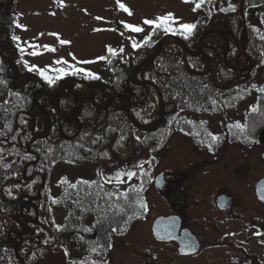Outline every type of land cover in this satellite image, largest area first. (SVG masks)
<instances>
[{
	"label": "trees",
	"instance_id": "16d2710c",
	"mask_svg": "<svg viewBox=\"0 0 264 264\" xmlns=\"http://www.w3.org/2000/svg\"><path fill=\"white\" fill-rule=\"evenodd\" d=\"M3 2L8 0H0V4ZM229 3L217 10H210L208 3L202 5L192 23L196 28L187 39L180 34L164 38L166 34L157 30L149 43L141 46H148L147 53L136 61L129 58L121 63L114 69L112 80L101 74H95L99 79L85 78L84 71H81L65 75L52 85L42 77L27 81L29 70L24 62L10 71L7 60L11 59L12 51L7 52L6 57L0 56V81L4 82L0 83V94H7V103L0 104V264H39L44 250H55L61 230L56 231L50 226L48 234L40 227L47 211L54 207L66 210L65 222L70 225L68 232L72 236L77 231L82 242H88L92 241L90 233L97 230L96 243H104L101 248L95 246L100 255L89 250L71 264L99 262L101 252L110 242L111 227L125 230L133 220L143 216V209L135 203L139 198L144 199L148 186L142 173L134 176L126 188L103 187L101 190L97 187L99 183L79 182L76 188H69L63 184L65 188L56 199L51 198L44 186L54 164H75L99 157L100 148L110 138L118 142V151L130 143L138 148L153 144L160 148L175 132H181L195 144L204 145L208 139V127L205 121L197 118L198 115H211L215 108L221 112L235 109L249 94L246 81L253 77L256 64L259 61L264 64V0H244V31L239 0L234 5V12L220 11L221 8L227 9ZM4 6L0 7V41L7 47L15 46L10 29L14 18ZM204 31L211 32L205 33L203 48L199 52ZM226 39L229 43L227 63L234 69L223 61ZM243 39L245 56L241 54ZM159 40L162 46L158 52ZM234 50L240 53L234 54ZM151 56L135 71L132 80L131 71L135 65ZM249 59L253 61V73L251 69H245ZM67 71L71 72V69ZM46 75L56 74L48 71ZM84 79L94 85V104L91 89L81 82ZM19 80L24 82L23 85L13 84ZM158 92L163 100V122L152 132L140 131L130 119L144 127L156 125L161 117ZM80 95L83 97L82 110L76 116ZM114 96L113 103L105 108ZM128 100L131 102L130 118L126 116ZM253 108L244 118L242 126L246 130L264 128V93H257ZM69 118L73 119L67 120ZM31 141L29 151L27 145ZM25 171L26 176L31 177L28 181H23ZM43 179H46L44 183ZM13 182L19 187L8 186ZM141 186L139 193L129 191L127 200L105 195ZM39 189L40 198L29 202L38 196ZM53 200L57 203L53 204ZM109 204L122 207L123 211L117 213V209ZM129 216L131 220H128ZM125 220L128 221L126 224ZM85 228L92 230L85 232ZM19 234H22L21 243L18 242ZM16 245H19L17 252L14 250Z\"/></svg>",
	"mask_w": 264,
	"mask_h": 264
},
{
	"label": "rangeland",
	"instance_id": "374dc122",
	"mask_svg": "<svg viewBox=\"0 0 264 264\" xmlns=\"http://www.w3.org/2000/svg\"><path fill=\"white\" fill-rule=\"evenodd\" d=\"M9 1H11L10 4ZM230 2L235 5L237 0H231ZM120 3H123L132 12L131 16L119 8L117 0H63V7L59 3L54 2V0H8L6 3L3 2L0 7L5 5L4 7L8 9L6 11L12 13L14 18V22L10 27L11 33L13 36L20 38L18 43L20 47L25 49V53L21 54L16 46V41H13L15 46L10 45V47L0 41V56L6 57L7 52L10 51H12V54L14 53V55L10 53L11 59L7 60L8 65L11 66L10 71L16 70V65H21V62L35 65L42 69L47 67L50 72H55L54 70L57 68L68 69L70 68L69 66H75L82 69H90L93 73L101 74L107 80H112L114 78V69L121 63L126 62L129 58L136 61L147 53L148 46H143L141 49H133L131 46L132 40L139 42L151 30V26L142 23L143 20L155 19L157 16L171 13L179 23L192 24L199 13V9L195 12L192 10L195 6L194 3H184L183 0H120ZM228 3V0H211L208 6L210 10H217ZM97 17L101 19H96ZM124 23L140 26L143 31L132 33L124 29ZM16 24L22 25L27 30L16 27ZM172 26L176 27L177 25ZM94 29H100V31H94ZM50 33L59 34L61 39L69 41V43L60 44L56 36L50 35ZM25 42L32 45H48L54 48L55 51L49 52L41 47L37 50L42 55L33 56L29 54L33 49ZM107 47L117 50L118 55L116 57L109 56ZM121 48L124 49L123 52H119ZM199 52H201L200 49ZM225 52L222 53L225 54ZM235 52L240 53L238 50H234V54ZM101 57H107V59H100ZM57 60H63L67 63L56 64L55 61ZM105 60L108 61L105 62ZM84 61H92V63H84ZM256 68L253 77L246 81L249 84L245 88L248 89L249 92L247 94H249L246 95V99L240 101L236 109H228L223 113L215 108L214 113L210 116L201 115L197 117L205 121L211 131L221 133L229 129V125L243 124L246 113L256 102L257 93H260L259 89L264 88L263 62L259 61L256 64ZM27 74L29 75L27 81H36L38 79L34 71H29ZM21 80L24 81L23 79ZM84 80L86 81V79ZM19 83L23 85L24 82L22 83L19 80L16 83L13 81L16 86ZM68 83L70 81L66 84ZM82 83L83 85L85 84V82ZM86 83L92 86L85 84L91 89L92 94L95 93L94 85L88 81ZM229 91L231 92V90ZM6 99V93L0 94V104L7 103ZM213 132L212 134H214ZM31 140L33 141V139ZM31 143L27 145L29 151ZM193 143V141L186 139L182 134L176 133L169 139L167 145L159 151L153 150L156 148L155 144L138 148V145L130 143L117 152L115 148L118 146V142L110 138L100 148V158H95L90 162H81L77 165H71V163L54 164L44 188L52 197H56L65 188L63 184L73 185L79 181H99L102 185H106L116 182L115 179H112L111 183H106L105 179L114 177L117 171H134L136 175L144 172L147 173L145 180L148 182L147 189L144 192V202L152 208L149 213L154 217L156 214L162 213V203L157 197L156 187L153 185L155 177L160 172L179 171L188 167V163L193 164L199 160L211 161L208 158L210 155L208 149H198ZM84 153L87 152L84 151ZM152 157L154 159H151ZM220 157L221 160L228 161L229 150L221 152ZM137 165H143V168L141 169ZM45 180L43 179L42 181L45 182ZM63 180H66L67 183H62ZM122 180V183H126L124 182L126 176L122 177ZM8 186H12L14 189L19 187L15 182ZM65 215L66 210L57 207L56 209L48 210L42 223L40 222V227L47 231L48 234H50V226L60 225L61 230L64 231H60L58 247L54 251L53 248L44 250L43 259L39 264H68L71 259L74 260L76 258L79 260L83 257L84 251L75 248L71 234L65 230L69 228V224L65 222ZM147 216L144 219L142 217L133 220L131 228L115 237L113 243L116 244L118 242L122 249L129 251L136 244L143 242L144 231L153 220V217L149 218ZM22 234H19V243L22 242ZM47 239L49 242V237ZM18 246L16 245L14 248L15 252H17ZM65 250H67V255H65ZM120 252L121 250H118V246L114 247L108 256L110 263L108 261L107 263L128 264V259L123 261L120 259L122 257Z\"/></svg>",
	"mask_w": 264,
	"mask_h": 264
},
{
	"label": "flooded vegetation",
	"instance_id": "af4514ba",
	"mask_svg": "<svg viewBox=\"0 0 264 264\" xmlns=\"http://www.w3.org/2000/svg\"><path fill=\"white\" fill-rule=\"evenodd\" d=\"M213 135L220 139L212 143L208 136L204 145H195L208 149L210 162L199 160L179 171L159 173L155 191L162 213L151 216L147 204L142 217L153 220L144 231V241L126 251L113 243L119 233H111L112 247L103 249L99 262L110 263L108 256L118 246L120 259H128V264H264V235L255 234H264V199L256 190L264 177V130L232 129ZM224 150H229L228 161L221 160ZM113 184L120 188V183ZM158 217L164 220L153 228ZM128 228L131 224L124 232ZM74 234V246L84 254L96 245L103 247L95 241L97 230L88 242H82L77 231Z\"/></svg>",
	"mask_w": 264,
	"mask_h": 264
},
{
	"label": "snow or ice",
	"instance_id": "6c2138e0",
	"mask_svg": "<svg viewBox=\"0 0 264 264\" xmlns=\"http://www.w3.org/2000/svg\"><path fill=\"white\" fill-rule=\"evenodd\" d=\"M54 2L59 3V5L61 7L64 6L63 0H54ZM183 2L184 3H190V2L194 3L195 6L193 7L192 10L195 12L197 9L201 8V6L204 5L205 3H210L211 0H183ZM117 4H118L119 8L122 9L123 11L127 12L129 16L132 15V12L123 3H120V0H117ZM235 10H236L235 6L231 3H229L227 9H225V8L220 9V11H233V12ZM53 15H54V13H53ZM96 19H101V18L97 17ZM142 23L144 25L151 26L152 32L144 37L142 43H138L136 40H132L131 46L133 49L139 48L142 45H147L149 43V41L151 40L152 35H154L157 30H162L165 34H168V33H172L174 35L180 34L185 39H187L191 35L192 31L196 28V24L179 23V21H177L171 13H169L167 15L157 16L155 19H145L142 21ZM172 25H177V26L173 27ZM16 27L22 28L23 30H27L26 28H24L22 25H19V24H16ZM123 27L125 30H128L132 33H140L143 31L142 27L137 26V25H132L129 23H124ZM94 31H100V29H94ZM50 35H55L56 38L59 40L60 44H62V45L69 43V41L61 39L59 37V34L50 33ZM12 39L14 41H19L20 38L17 36H13ZM25 43L28 44V42H25ZM28 46L33 49V51L31 53H29L30 55H33V56L42 55V53L37 50L41 47L44 48L45 50L49 51V52L55 51L54 48H52L51 46H48V45L40 46V45L28 44ZM17 47L19 48L21 54L25 53V49L23 47H20L19 43H17ZM123 51H124L123 48L119 49V52H123ZM107 52H108V55L111 57H116L118 55L117 50H115L111 47H107ZM74 59H75V57H74ZM100 59H107V57H101ZM55 63L56 64H66L67 62L63 61V60H57V61H55ZM78 63H79V61H78ZM84 63H92V61H84ZM25 67L28 68L29 71L35 70L36 72H38L40 74V76L45 81H47L49 83V85L54 84L56 82V80L62 78L65 75H69V74L75 75V74L82 71V69L76 68L75 66H69L71 68V72L67 71L65 68H57L54 70L56 72V75L55 76H49V75H46V73L49 71V69L47 67L41 69L38 66H35V65L29 66L27 64H25ZM84 76H85V78H89V79H99L100 78L99 76L95 75L92 72H84ZM0 83H4V82L0 81ZM259 91L264 93V88H260ZM252 111H255V108H253ZM228 127H229V129L235 127L236 129H239L241 132H244V126H242L239 123H236L234 125H229ZM207 135L210 136L212 143H215L220 139L218 136L213 135L211 133H207ZM252 142H254V141H252ZM209 150H211V144H209ZM48 151L50 152L51 149H49ZM5 167H7V165H5ZM137 167L142 169L143 165H137ZM142 174L147 175V173H143V172H142ZM124 176H126L128 178V180H131L134 176H136V173L134 171H127V172L117 171L115 173L114 177L106 178L105 182L111 183L112 179H115L116 183L119 184V183L123 182L122 177H124ZM62 183H67V181L63 180ZM79 183L87 184L89 182L82 181ZM93 183H95V182H93ZM70 187L76 188V185L73 184V185H70ZM97 187H99L101 190L103 189V185H97ZM129 191L139 193L140 191H142V186L140 188L132 187V188H130V190H126V191H122V192H118V193L107 192V193H105V195L108 197H113L115 195L116 199L123 198V199L127 200L129 197ZM261 199H264V192L261 193ZM52 203L55 204V203H57V201L53 200ZM135 203L140 209H143L144 212L148 211V205L143 201L142 198L137 199ZM109 207H115L117 209V213L123 211L122 207H119L115 204H109ZM131 219H132V217L129 216L128 220H131ZM127 222H128L127 220L124 221L125 224ZM55 227H56V231L61 230L60 225H56ZM93 227H95V225H93ZM91 230L92 229H89V228L83 229V231H86V232L91 231ZM111 232L122 234L124 232V228L112 226ZM255 234L256 235H264V234L259 233V232L255 233ZM262 243H264V241H262ZM111 247H112V245L110 243L107 244V248L110 249ZM92 251L94 253H96L97 255H100V253L97 251L96 247H93ZM67 254H68L67 250H65V255H67ZM85 264H87V262H85ZM92 264H105V262L93 261Z\"/></svg>",
	"mask_w": 264,
	"mask_h": 264
},
{
	"label": "water",
	"instance_id": "95a60500",
	"mask_svg": "<svg viewBox=\"0 0 264 264\" xmlns=\"http://www.w3.org/2000/svg\"><path fill=\"white\" fill-rule=\"evenodd\" d=\"M243 2H244V0H240V3H239V11H240L241 15H242V4H243ZM242 31H244V19H243ZM203 34H204V33H203ZM201 38H203V35L201 36ZM202 40H203V39H202ZM244 45H245V39H243V42H242V54H243V55H244ZM202 46H203V45H202ZM201 49H202V47L200 48V50H201ZM228 50H229V44H228V42H227L226 53L224 54V62H226V55H227ZM147 60H149V58H148ZM145 62H146V60L143 61V62H141V63H139V64H137V65L133 68V70H132V72H131V79H133L134 72H135L140 66H142ZM251 63H252V61L249 60V66L251 65ZM159 97H160V99H161V105H162V96H161L160 93H159ZM114 99H115V97H113V98L110 100L109 104H108L105 108H108V107L110 106V104L114 101ZM81 103H82V102H80V110H81ZM129 110H130V103H129V107H128L127 111H126V115H127V116L129 115ZM161 112H162L161 119H160V121L157 123V125H155L154 127H151V128H144V127H141V126H137L135 122H132V123H133V125L137 126L138 129H140V130L153 131V130H155V129H156V128L162 123L163 116H164V110H163V108H161ZM78 114H79V113H78ZM68 120H72V119H68ZM25 170H26V168H25ZM23 175H25V172L23 173ZM160 181H161V175L158 176V177L155 179V185H156V186H159ZM262 192H264V178H263L262 180H260V182H259L258 185H257V193L261 196V193H262ZM163 220H164V218H157V219L154 221V223H153V228H155L156 226H160V225H161V222H162Z\"/></svg>",
	"mask_w": 264,
	"mask_h": 264
}]
</instances>
